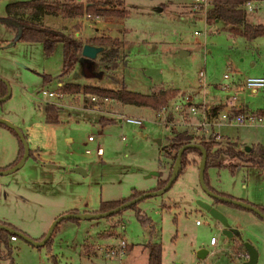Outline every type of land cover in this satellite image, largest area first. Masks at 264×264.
Segmentation results:
<instances>
[{
    "label": "rangeland",
    "instance_id": "obj_1",
    "mask_svg": "<svg viewBox=\"0 0 264 264\" xmlns=\"http://www.w3.org/2000/svg\"><path fill=\"white\" fill-rule=\"evenodd\" d=\"M7 1L0 0V73L11 91L0 102V117L20 129L32 154L18 168L0 173V220L27 231L33 239H39L47 231L55 218L51 219L53 215L65 213L60 212L69 207L96 211L100 201L125 196L131 187L151 190L159 174L163 177L175 166V158L165 156L161 148L169 142L170 127L186 130L194 136L193 142L200 136H209L215 140L214 147L232 144L220 134L202 132L188 108L180 111L182 116L167 111L163 119L167 122L159 123L161 117L155 119L154 109L123 104L112 97L113 101L96 103L86 98L83 105L82 88L65 91L64 97L56 100L58 104H52L58 108L57 121L48 122L40 88L55 89L56 81H61V85L78 82L107 87L123 83L128 89L140 92L170 86L177 90L194 89V92L197 89L199 95L227 93L243 100L250 110H256L264 102V86L255 92L241 87L242 91L235 94L221 87L230 82L229 76L239 77L242 82L245 76L256 72L264 75V35L252 47L244 43L242 36L220 29V23L206 24L204 12L192 8L191 0H121V7L126 10L122 19L93 14L78 17L77 23L82 24L78 34L81 40L96 34H109L122 40L116 65L104 66L99 52L93 58H79L64 69H61L59 43L46 54L41 42L18 39L17 25L4 19ZM250 1L247 19L264 23V2ZM157 6L161 7L159 11L155 10ZM57 25L51 27L70 35L76 27L72 23ZM205 29L208 31L205 35L193 33ZM180 50L185 53L180 54ZM254 57L257 60L251 65ZM200 69L201 82L197 76ZM45 74L50 76L46 83ZM178 100L179 96L175 95L169 103ZM121 115L140 117L142 123L119 120ZM103 116L112 120L99 122L98 118ZM226 126L221 128L222 132L244 142L238 143V148L264 144V126ZM89 134L94 135V140H87ZM158 139H161L159 146ZM96 143L102 148L99 157L92 151ZM18 148V134L0 124V169L16 164L9 166ZM86 148L91 151L86 153ZM192 155L198 163L199 157ZM196 164H184L168 188L137 201L149 224L140 223L130 207L120 210L118 224L115 222L118 216L63 218L53 227L47 244L36 246L16 235L10 241L13 260L1 257L0 243V264H55L52 254L56 264H144L146 248L142 246L146 241L160 243L161 264H240L246 259L245 249L240 245L245 241L257 252L254 264H264V220L250 210L213 202L198 183ZM231 164H235L233 170L229 168ZM76 167L79 169L72 170ZM205 172L208 185L227 190L235 198L264 204V168L221 152L212 158ZM199 201L213 203L225 215L228 225L235 229L233 238L221 232L218 221ZM99 230L111 239L98 247V256L90 257L91 254L82 251L81 243L84 237L100 239L95 235ZM210 236L215 238L214 245L209 244ZM116 238L125 240V254L127 243L130 250L122 257L105 256L103 249ZM198 250L206 251L203 257H197Z\"/></svg>",
    "mask_w": 264,
    "mask_h": 264
},
{
    "label": "trees",
    "instance_id": "obj_2",
    "mask_svg": "<svg viewBox=\"0 0 264 264\" xmlns=\"http://www.w3.org/2000/svg\"><path fill=\"white\" fill-rule=\"evenodd\" d=\"M246 1L248 0H209V3L204 10V19L207 23H210L214 19H219L223 22L225 28L228 31L234 34H240L247 40H250L258 35H264L263 22L249 21L247 19V9L244 7ZM121 4V0H12L6 3L5 8L8 18L14 19L19 24L20 32L18 39L24 41L41 42L46 54L51 53L54 46L59 43L61 47V69H64L66 66L73 64L79 58L85 59V57L79 54L83 42L102 45L103 50H101L99 53V60L102 61L104 66L114 67L116 65V59L118 56V46L121 44L122 40L117 36H110L108 34L91 35L86 37L85 40H81L80 38L74 37L70 34H58L53 32L50 26L42 23L41 20L43 16L51 14L59 15L63 18L77 19L78 17H81L85 14H89V16L93 14L96 16L113 15L121 17L126 14V10L121 7ZM76 25H78V23ZM48 77H50L48 74L43 75L44 83L49 81ZM79 88H82L85 92H92L98 95L112 97L123 104L145 106L151 109H157L168 104L169 100L177 94V89L169 86H158L157 88H152L148 92H140L128 89L123 83L116 87H107L88 83L81 84L78 82H63L61 85V89L63 91H75ZM6 92L7 84L4 81V78L0 76V97L5 95ZM260 111L264 112V109ZM44 112L46 121H57V106L45 104ZM111 120V118H106L104 116L98 118V121L102 123L109 122ZM0 124L8 126L3 122H0ZM9 128L15 131L13 128ZM169 132V142L167 145H162L161 148L163 151H165V156L175 158L178 147L193 140L194 136L190 133H187L186 130H179L175 129L174 127H170ZM197 142L204 147L206 153L205 168L203 171L204 181L208 188L215 193L230 196L221 191L215 190L207 183L205 169L209 164H211L212 158L216 157L219 153L223 152L230 157H237L243 162H248L260 168L264 167V145L255 144V146H253L250 151L245 152L242 149L237 150L231 146H226L224 148L214 147L215 140L209 136H200L197 139ZM170 152L172 154H170ZM22 153L23 144L19 139L18 156L9 166L17 162L20 159ZM188 153H195L198 157H200V150L198 148H184L180 154L177 173L181 170L184 164L197 163V158H189ZM30 154H32V152L29 149L28 155ZM234 167L235 164L229 165L231 170H233ZM170 172L171 171H168L165 177L158 178L156 185L152 189L161 187L167 180ZM140 193L142 192L139 190L131 189L129 194L125 197L102 200L99 203L97 211L100 212L113 208L118 204L137 196ZM212 198L215 202H223L232 206L243 208L229 202L221 201L215 197ZM136 203L137 201L130 203L126 207L133 209V212L140 223H148L149 219L144 215L143 212H141ZM254 205L264 214V204ZM119 211L120 210L109 213L106 216H112L116 213H119ZM0 223L10 225L9 223L1 220ZM12 234H15V232H10L5 228L0 227V243L3 245L5 251L4 254L8 256H10L12 253V246L10 244V235ZM44 234L39 239H41ZM50 240L51 235L44 244L49 243ZM240 245L243 246L242 244ZM144 247L147 249L146 264H161L160 243L157 241L146 242Z\"/></svg>",
    "mask_w": 264,
    "mask_h": 264
},
{
    "label": "built area",
    "instance_id": "obj_3",
    "mask_svg": "<svg viewBox=\"0 0 264 264\" xmlns=\"http://www.w3.org/2000/svg\"><path fill=\"white\" fill-rule=\"evenodd\" d=\"M209 3V0H191V6L194 9L204 10L206 9L207 5ZM244 7L247 9L251 8V3L249 1H246L244 4ZM85 16H89V14H85ZM194 33H200L198 30H194ZM198 81H202L203 72L198 70L197 72ZM224 76H226L224 74ZM61 84L56 85L57 87L55 89H44L40 88L42 94L44 95L43 100L45 101V104H54L57 103L56 100L58 98H63L64 94H66L65 91L61 89ZM242 85L245 88L248 89H258L262 86H264V78L262 76L258 75H252V76H245L242 80ZM82 98L81 101H86V98L90 100L92 103H96L97 101H113L111 97L105 96V95H98L92 92H83L81 91ZM51 98H54V100L51 101ZM234 95H227L224 98V103L226 106L223 109L216 110L215 112H211L209 108H207L204 105V100H201L200 108L199 106H194L190 102H186V98H182L178 100V102L175 103H168L160 108L154 109L153 116H155V119L158 117H161V120L159 123H166L167 121H163L165 118V114L167 111L177 112L180 116H182L183 108H188L187 112L190 114H193L195 116V125L199 128H201V131L204 133H211L213 131V126L219 125V124H233V125H263L264 126V112H261L260 110H250V109H243L241 106H234L233 102L235 101ZM58 104V103H57ZM86 102H83V105H85ZM170 105V106H169ZM241 108V109H239ZM235 109V110H234ZM119 120H123L127 123L131 124H141L142 119L137 116H131V115H121L119 117ZM153 120V119H152ZM155 122H157L155 120ZM210 127V128H209ZM210 130V131H209ZM123 138V137H121ZM87 140L91 141L94 140V135L89 134L87 135ZM86 153L90 152L91 150L86 148L84 150ZM92 151L94 154L99 157L102 153V148L99 143H96L93 147ZM10 239L14 240L16 239V235L12 234L10 235ZM215 238L213 236L209 237V243L214 244ZM125 247L126 242L123 238H118L116 240V243L114 245H108L103 249V254L105 256L110 257H122L125 254ZM244 256L247 258V251L244 250ZM190 264H197L196 262H191Z\"/></svg>",
    "mask_w": 264,
    "mask_h": 264
},
{
    "label": "water",
    "instance_id": "obj_4",
    "mask_svg": "<svg viewBox=\"0 0 264 264\" xmlns=\"http://www.w3.org/2000/svg\"><path fill=\"white\" fill-rule=\"evenodd\" d=\"M160 9H161L160 6L155 7V10H157V11H159ZM101 50H103L102 45H96V44H92V43H88V42H83L81 45L79 54L85 58H93ZM182 53H184V51L180 50V54H182ZM4 81L7 84V92L5 95L0 97V101H3L10 96L11 89H10L9 83L6 79H4ZM0 122H3L5 124H7L9 127L13 128L16 131V133L18 134L19 139L21 140V142L23 144V153H22L20 159L11 168L4 169V170L0 169V173H3V172H8V171H11L13 169L18 168L24 162V160L27 158V156L29 154V148H28V144L26 142L25 136L23 135V133L20 131V129L16 125H14L12 122H10L9 120H7L4 117H0ZM157 142L159 143V140H157ZM186 147H195V148H198L200 150V157H199V160L197 163V177H198V183H199L201 189L204 192H206V194L210 195L211 197H215L221 201L229 202V203L238 205L240 207L246 208V209L254 212L255 214H257L259 217H261L264 220V214L254 204L247 202L245 200L239 199V198L215 193L208 188V186L206 185L204 178H203V171L205 168V158H206L205 149L198 142L190 141V142L184 143L178 147V149L176 151V157H175V166L172 169V171L170 172L165 183L159 188L149 190L146 192H142V193L138 194L137 196H135L131 199H128V200L118 204L117 206L110 208V209H107L105 211L91 212V213H75V212L62 213V214L56 216L52 220L51 225L49 226V228L45 232L44 236L38 240L33 239L30 236L26 235L25 233L18 231L17 229H15L11 226H8L6 224L0 223V227H3L10 232H15L17 235L23 237L24 239H26L27 241H29L30 243H32L36 246L43 245L46 242V240L50 237L54 225L59 220H61L63 218H84V217L105 216L109 213L115 212L117 210H120L123 207L128 206L130 203H133L142 197L154 195V194L159 193V192L165 190L166 188H168L170 186V184L172 183L173 179L175 178V176L177 175V171H178V167H179L180 154H181L182 150ZM248 147H249L248 145H245L244 150H247ZM78 169H79L78 167L74 168V170H78ZM199 204L201 207H203L205 210H207V212L213 218H215L218 221V223L221 225V232L225 236L229 237L233 234L235 229L228 225L227 219L222 212H220L218 209H216L214 206L210 205L207 202L199 201ZM243 246H244V249L247 251V258L245 260L241 261L240 264H254L256 261V257H257V252H256L255 248L248 241L243 242ZM205 253H206L205 250H198L197 257L201 258L204 256Z\"/></svg>",
    "mask_w": 264,
    "mask_h": 264
},
{
    "label": "crops",
    "instance_id": "obj_5",
    "mask_svg": "<svg viewBox=\"0 0 264 264\" xmlns=\"http://www.w3.org/2000/svg\"><path fill=\"white\" fill-rule=\"evenodd\" d=\"M250 3H251V1L250 0H248ZM7 2H9V0L7 1ZM6 2V3H7ZM260 2H264V0H260ZM6 3H5V5H6ZM5 5H4V11H5V16H4V19L6 18V19H10V18H8V16H7V14H6V8H5ZM247 9V8H246ZM251 9V8H250ZM250 9H247L248 11L250 10ZM204 15V14H203ZM125 16V15H124ZM123 18V16H121V19ZM61 19H67L65 22L64 21H62ZM120 19V20H121ZM11 21H13L16 25H17V28H18V30H17V37H18V35H19V32H20V28H19V24H18V22L17 21H15L14 19H10ZM81 20H82V18H81ZM42 23L43 24H45V25H48V26H52V27H55L54 25H56L57 23H58V25H59V22L61 23V24H65V25H69V23H72V24H74V25H76L77 24V21H80V20H78L77 19V21H76V19H74V18H63V17H61V16H59V15H51V14H47V15H44L43 16V18H42ZM50 21H52V22H54V23H51ZM204 22L206 23V24H211V23H213V22H218V23H220V29H222V30H225V31H227V32H229L226 28H225V26H224V24H223V22L221 21V20H219V19H214L213 21H211L210 23H207L206 21H205V19H204ZM57 25V26H58ZM81 22H79L78 23V25H76V27H75V29L73 30V36L74 37H78L79 38V28H81ZM51 27V30L53 31V32H55V33H58V34H63V33H59L58 32V30L59 29H53ZM96 27V26H95ZM214 31H216L217 30V28H214L213 29ZM199 31V30H198ZM210 32H211V30H209ZM199 32H201V33H203V35H205L208 31H207V29H205V30H203V31H199ZM193 33H194V30H193ZM229 33H231V34H234V33H232V32H229ZM194 34H197V33H194ZM109 35V34H108ZM238 35H240V34H238ZM240 36H242V35H240ZM243 37V36H242ZM260 37H261V35H258V36H255L254 38H252V39H250V40H247V39H245L244 37H243V41H244V43H249L252 47H256V44H257V42L259 41V39H260ZM264 39V38H263ZM206 52L208 51V50H205ZM184 53H185V51H184ZM184 53H182V54H184ZM254 60H252L251 62H250V64L251 65H254L255 64V61L257 60V57H254L253 58ZM1 75V77L3 76L4 77V75L2 74V73H0ZM253 74H255V75H258V76H262L263 78H264V75L263 74H259V73H253ZM226 77V76H225ZM49 79L48 80H50V77H48ZM229 79H230V82L229 83H227V84H223L221 87L224 89H226L227 91H229V90H231L232 91V93H236V92H239V91H242V89H241V87L242 88H244L243 87V85H242V82H241V80H240V78L239 77H233V76H229L228 77ZM5 79V78H4ZM58 84H61V81H56V85H58ZM170 87V86H169ZM252 92H255L257 89H255V90H253V89H250ZM189 91H193V93H190ZM195 91L196 92H194V89L193 90H177V96H179V98L180 99H184V98H186V102H190V103H192V101H196V100H198V99H200V102H198V103H193V104H200L201 103V100L203 99L204 100V105L207 107V108H209L210 110H212L211 112H215L216 110H219V109H221V108H224L225 106H226V104L224 103V98L228 95L229 96V94H224V96H218V95H206L207 94V92H205V93H202V94H200L199 95V93L197 92V89H195ZM186 93H188V94H186ZM194 94V95H193ZM6 100V99H5ZM207 105H206V104ZM234 106H241L243 109H248V106H247V103H245V102H243V100H241V99H235V101L233 102V107ZM138 107V106H137ZM239 109H241V108H239ZM262 109H264V102L262 103V105H261V107H258V108H256V110H262ZM235 110V109H234ZM225 125V126H224ZM224 125H222V124H219V125H215V126H213V131H214V133H216L217 135H222V136H224L225 138H226V140L227 141H230L232 144L231 145H228V146H231L232 148H234V149H237V150H240V149H242V150H244V146L242 147V148H238L237 147V144L238 143H244L243 141H238V140H236V139H233L232 137H230V136H228V135H226L224 132H222L221 131V128L222 127H227L226 125H233V124H224ZM235 126H240V125H235ZM241 126H245V125H241ZM248 126H263V125H248ZM159 140V143H160V140L161 139H158ZM159 143L157 144L158 146H159ZM253 143V142H252ZM253 144H255V143H253ZM261 144V143H260ZM262 145H264V144H262ZM217 147H219V146H217ZM226 147V146H225ZM221 148V147H220ZM224 148V147H223ZM18 150H19V148H18ZM193 153H189V158H194L193 157V155H192ZM17 156H18V154L16 155V158H17ZM15 158V159H16ZM15 159H13V161L15 160ZM24 163V162H23ZM22 163V164H23ZM244 163H248V162H244ZM21 164V165H22ZM188 164H194V163H188ZM20 165V166H21ZM197 165V164H196ZM49 167H50V165H49ZM264 168V167H263ZM71 170V169H70ZM72 170H74V169H72ZM9 172V171H8ZM3 173H5V172H3ZM161 175V173L159 174V177L158 178H163V177H165V176H163V177H161L160 176ZM158 178H157V180H156V183H157V181H158ZM210 186H212L215 190H218V191H221V192H223V193H225V194H228V195H230L231 197H234V195H232L231 193H229L227 190H222V189H219V188H216V187H214L213 185H210ZM153 188V187H152ZM131 189H135V190H139V189H136V188H134V187H131L130 188V190ZM130 190H129V192H130ZM151 190H153V189H151ZM139 191H141V192H144V191H147V190H139ZM129 192H128V194H129ZM128 194H126V195H128ZM125 195V196H126ZM125 196H122V197H125ZM146 197V196H145ZM119 198H121V197H119ZM143 198V197H142ZM115 199H117V198H115ZM141 199V198H140ZM239 199H241V198H239ZM213 200V199H212ZM246 200V199H245ZM138 201V200H137ZM213 202H215L214 200H213ZM248 202V201H247ZM251 202V201H250ZM252 203V202H251ZM210 205H212V206H214L213 205V203H209ZM215 207V206H214ZM124 208V207H123ZM122 209V208H121ZM120 209V210H121ZM62 212H75V213H91V212H98L97 211V209H96V211H95V209H93V210H87L86 208H82L81 210H78L77 208H75V207H69V208H67V209H65V210H62L60 213H62ZM119 213H120V211H119ZM119 213H116V214H114V215H112V216H118V219H116L115 220V222H117L116 224H118V223H120V221H121V218H119L120 216H119ZM60 215V214H59ZM106 216V215H105ZM112 216H109L110 218L112 217ZM54 217H56V215H53L52 217H51V219L52 218H54ZM108 217V216H107ZM84 218H91V217H84ZM1 221H4V220H1ZM4 222H7V223H9L10 225H11V227H13V228H15V229H17V227H14L10 222H8V221H4ZM50 222V221H49ZM150 223V221L147 223V224H149ZM195 223H197V220L195 219ZM10 225H8V226H10ZM221 226V225H220ZM115 228H116V226H115ZM18 230H20V231H22V232H24L26 235H28L29 236V234L27 233V231H24V230H21V229H18ZM45 233V231L42 233V235ZM16 234V233H15ZM17 235V234H16ZM41 235V236H42ZM95 235L97 236V237H101L100 239H97L96 237H94L93 239H91V238H88V237H84L83 238V240H82V243H81V246H82V251L86 254V255H88V254H91V255H88V256H98V251H97V249H98V247L100 246V245H103L106 241H109L111 238L110 237H108V236H104V235H102V234H100V230L98 231V232H96L95 233ZM99 235V236H98ZM31 236V235H30ZM90 237V236H89ZM226 237H228V236H226ZM38 238V237H37ZM40 238V237H39ZM228 238H233V234L231 235V236H229ZM118 238H116V239H113L112 240V242L114 243H116V240H117ZM15 240V239H14ZM38 240V239H37ZM115 240V241H114ZM10 241H12V239H10ZM125 241V240H124ZM109 243L110 245H114L113 243ZM146 242H151V241H146ZM146 242H144V244L146 243ZM216 242V241H215ZM215 242H214V244H215ZM11 243V242H10ZM79 244V243H78ZM108 244V243H107ZM106 244V245H107ZM108 244V245H109ZM210 244V243H209ZM214 244H211V245H214ZM242 245H243V243H242ZM143 248H146V247H144V245L142 246ZM244 247V246H243ZM130 248H131V245L130 244H128L127 243V251H126V254L128 253V251L130 250ZM94 250L96 251V253L95 254H93V252H94ZM5 253V251H4V248H3V250H2V253H1V257H8V258H11L12 260H13V256H12V253H11V255L10 256H8V255H6V254H4ZM125 254V255H126ZM146 256H147V249H146V254H145V263L144 264H146ZM51 259H52V261L56 264V257H55V255L54 254H52L51 255ZM117 260L118 261H121V262H124V259H122V258H117ZM131 264H133V263H131Z\"/></svg>",
    "mask_w": 264,
    "mask_h": 264
},
{
    "label": "flooded vegetation",
    "instance_id": "obj_6",
    "mask_svg": "<svg viewBox=\"0 0 264 264\" xmlns=\"http://www.w3.org/2000/svg\"><path fill=\"white\" fill-rule=\"evenodd\" d=\"M251 150V147H248L247 150H244L245 152H248Z\"/></svg>",
    "mask_w": 264,
    "mask_h": 264
}]
</instances>
